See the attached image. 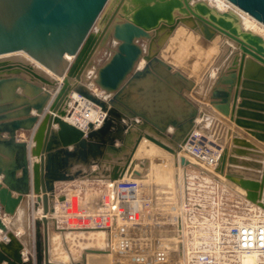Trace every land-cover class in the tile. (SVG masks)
Instances as JSON below:
<instances>
[{"label": "water", "instance_id": "95a60500", "mask_svg": "<svg viewBox=\"0 0 264 264\" xmlns=\"http://www.w3.org/2000/svg\"><path fill=\"white\" fill-rule=\"evenodd\" d=\"M225 1L264 26V0ZM179 23L207 41L219 36L224 47L199 99L264 142V38L243 29L233 8L219 11L203 0H0V55L21 51L28 57L0 58V84L23 86L20 76H27L55 88L57 81L38 72L31 60L62 78L44 110L42 101L26 105L24 116L6 120L8 115L0 114V132L7 134L0 143L17 154L14 163L0 161V208L6 216L15 213L29 191V173L32 208L41 206L40 217L31 222L33 261L29 253L23 258L21 244L8 234L0 241V264H85L86 253L106 252V228L57 227L50 216L54 184L112 181L130 172L140 177L148 160L131 157L142 137L175 155L195 117L208 114L186 96L193 81L158 56ZM226 41L232 44L223 46ZM225 55L227 65L221 67ZM72 92L105 112L99 126L89 123L83 131L64 119ZM35 123L28 161L26 142L16 141L15 133ZM135 163L141 172L133 169ZM179 164L189 162L181 156ZM17 170L18 182L13 181ZM213 171L264 211V152L258 147L232 132Z\"/></svg>", "mask_w": 264, "mask_h": 264}, {"label": "built area", "instance_id": "2783aa9c", "mask_svg": "<svg viewBox=\"0 0 264 264\" xmlns=\"http://www.w3.org/2000/svg\"><path fill=\"white\" fill-rule=\"evenodd\" d=\"M70 101L66 115L75 114L71 124L83 131L89 123L93 127L101 124L105 112L96 104L77 94ZM90 112L95 113L93 120L87 117ZM187 135L178 146L182 155L168 152V163L174 169L173 180L179 178L181 169L176 168L181 156L185 155L187 166L213 172L222 150L217 136L212 138L201 130ZM136 170L141 172L140 167ZM149 178L147 173L142 177L125 173L119 179L104 181L99 185L102 188L91 197L65 192L64 199H57L53 205L56 224L66 228H106L107 250L115 258V264H224L222 254L238 259L243 253L257 255L259 264H264V213L259 208L253 205L246 208L252 211L247 213L248 217L233 220L227 226L214 224L211 243L204 246L194 242V237L192 241L185 239L183 218L178 213L170 216L161 210L174 213L182 207L169 201L168 190L163 191L165 203L159 202L157 194L160 193L151 184L143 183ZM4 218L0 208V221ZM6 239L0 233V241ZM29 255L33 261L32 249Z\"/></svg>", "mask_w": 264, "mask_h": 264}, {"label": "rangeland", "instance_id": "374dc122", "mask_svg": "<svg viewBox=\"0 0 264 264\" xmlns=\"http://www.w3.org/2000/svg\"><path fill=\"white\" fill-rule=\"evenodd\" d=\"M184 32L181 34H175L174 37H170L167 39L169 40V44L164 47L165 58L168 59L169 62L174 63L177 66H180L181 69L185 72V74L195 78H204V73L208 72L210 69L215 71V65L218 59L219 54L214 59L207 57L205 61L202 59V56L199 54L200 46L203 41L205 40L202 38H195L192 33L193 30L188 28L187 26L183 27ZM187 31V32H186ZM191 32V35H190ZM189 33V34H187ZM185 34V35H183ZM193 36V37H192ZM180 39H179V38ZM188 37V38H187ZM197 39V40H196ZM173 40V42H172ZM188 40V41H187ZM176 42V43H175ZM178 42V44H177ZM187 42V44H185ZM195 43V44H194ZM185 44V45H184ZM181 46V47H180ZM185 47V48H184ZM220 49V47H219ZM179 58V59H178ZM210 72V71H209ZM203 78L200 82H202ZM94 91H99L95 87H91ZM8 92V89H7ZM19 93V92H18ZM22 93V92H21ZM23 97H27L26 94H23ZM22 101L20 104H23ZM205 106L208 103L204 102ZM26 103L22 106H19L20 112L18 115H22L24 111V107ZM201 119V117H199ZM207 124V125H206ZM206 128L208 132L214 133V125L212 121H206ZM211 126H209V125ZM210 127V128H209ZM217 131V130H216ZM221 132V131H219ZM218 133V132H217ZM30 131H26L25 137L29 139ZM182 155L181 152L177 151L175 154ZM169 153L165 149L159 147L155 143L149 141L148 139L142 137L138 142L135 151L131 157V160L136 161H144L148 160V169H145L144 173L150 176L145 184H151L152 188H155L159 195L157 194L158 201L165 203L163 191L168 190L171 194H166L167 196H171L169 201L177 206L178 204L181 205V210L179 212L175 211H165L167 215H177L183 218V223L185 226V239L191 240L194 237V242L203 243V245H209L212 240V233H213V225L219 224L221 227L227 226L228 223H231L233 220L238 218H245L244 216L248 217L247 213H252V211H248L246 208L242 206L234 207V203L231 201L233 197L229 194L222 193L221 194V180L217 178V173H211L202 167L199 168L197 166H186L185 168L179 164V167L176 165V169H181L179 172V178L173 180V173L174 169L172 164L168 163L169 160ZM185 157V155H183ZM166 163V164H165ZM181 167V168H180ZM141 168V167H140ZM133 169H139V165L135 163ZM142 170V169H141ZM143 173V174H144ZM176 174V171H175ZM216 174V175H215ZM142 177V174L140 175ZM97 179V178H96ZM104 181H110L106 179H101ZM78 181V180H77ZM74 182V183H77ZM100 182H96L94 180L85 178L81 179L80 184L76 185L75 187L69 186V190L67 189L66 192H73L76 195L82 197L83 195L91 197V195L96 194L99 188ZM222 201V204H221ZM255 207V205H253ZM257 208V207H256ZM160 211V210H159ZM259 211L264 213L262 209L259 208ZM54 215V214H53ZM5 218H7L5 216ZM57 225V224H56ZM22 226V225H21ZM20 226V227H21ZM19 227V229H20ZM31 224L28 222L26 224V232L25 234L31 235ZM59 228H66L64 225L59 224L57 225ZM11 228V227H10ZM17 228H14V231L10 230L8 226L5 227V231L1 232V234H6L8 232L11 233V238L20 239V235L16 234ZM18 231V230H17ZM21 231V229L19 230ZM86 241V238L82 239ZM19 241V240H18ZM192 241V240H191ZM31 242V241H30ZM29 242V243H30ZM22 245L21 242H19ZM108 240H107V233L105 237V248L108 249ZM58 253L56 257L64 258L62 255ZM112 254L109 256H105L102 258L91 257L93 259L91 263L95 264H115V258ZM223 255V254H222ZM221 255V256H222ZM93 256V255H90ZM89 256V257H90ZM231 257V258H229ZM222 258L224 259V264H237L238 259L234 255H223ZM231 261V262H230ZM234 261V262H233ZM233 262V263H232Z\"/></svg>", "mask_w": 264, "mask_h": 264}, {"label": "bare ground", "instance_id": "6f19581e", "mask_svg": "<svg viewBox=\"0 0 264 264\" xmlns=\"http://www.w3.org/2000/svg\"><path fill=\"white\" fill-rule=\"evenodd\" d=\"M203 1H205V2H207V4H209L210 6H213V7H215V8H217L219 11H223V10H226V9H228V8H233L235 11H237V13H238V15H239V19H240V24H241V27L243 28V29H246V30H250V31H252V32H255V33H257V34H259V35H261L263 38H264V26L262 25V24H260V23H258L257 21H255L253 18H251V17H249L246 13H244V12H241V11H239V10H237L236 8H234L231 4H229L228 2H226L225 0H203ZM183 27H185V25H183V24H181V23H179L176 27H175V29H174V31L171 33V35H170V37H174V35L175 34H181V33H183L184 31V28ZM187 32V31H186ZM194 33H192V35L195 37V38H202L201 37V35H199L197 32H195V31H193ZM185 33V32H184ZM187 34H189V33H187ZM182 35V34H181ZM183 35H185V34H183ZM190 35H191V32H190ZM192 36V37H193ZM179 38V37H178ZM188 38V37H187ZM180 39V38H179ZM197 40V39H196ZM188 41V40H187ZM169 42V40L167 41V43ZM172 42H173V40H172ZM165 44V46L166 45H168V44ZM176 43V42H175ZM221 43V39H220V37L219 36H216L213 40H211V41H203L202 43H201V46H200V52H199V54L202 56V59L204 60V62L205 61H208V60H206V58L207 57H210L211 59H214L216 56H217V54L221 51V50H223L224 51V47L221 49H219V45H221L220 44ZM177 44H178V42H177ZM185 44H187V42L185 43ZM184 44V45H185ZM195 44V43H194ZM232 44V42H230V41H226V42H224L223 43V46L224 45H231ZM164 46V47H165ZM164 47L162 48V50L159 52L160 54H159V57L163 60V61H165L167 64H169L170 66H171V68H173V69H176V70H178L180 73H182L185 77H187L188 79H190V80H192L193 81V84H195L194 85V87H193V89L188 93V94H186V96L189 98V99H191L194 103H196L199 107H202L203 109H205L207 112H208V114H202V115H198V116H196L195 117V120H194V125H193V127L191 128V130L189 131V132H191V131H196V130H201V132L202 133H206V134H208L210 137H212V138H216V136L218 137V139H217V141L219 142V144L221 145V148L223 149V147H224V144H225V139L224 140H222L221 141V135H222V132L223 131H225V127H226V124H233L232 123V121H230L228 118L226 119V117H224L223 115H221L220 113H218L213 107H211L209 104L207 105V106H205V104H204V101H202V100H200L199 98L201 97V95L203 94V93H205L206 91H207V85L208 84H210V82L212 81V79L214 78V76H215V71H212L211 69L208 71V72H205L204 73V78H203V80H202V82H200L201 81V79L202 78H197V77H195V78H193V77H191L192 75L191 74H189V75H187V74H185V72L183 71V69H181V67L180 66H177V65H175L174 63H171V62H169L168 61V59L167 58H165V52H164ZM181 47V46H180ZM185 48V47H184ZM226 51V50H225ZM0 58H8V59H10V58H16V59H20V60H25V59H28V57H27V55L25 54V53H23V52H21V51H19V52H13V53H7V54H3V55H0ZM179 59V58H178ZM225 59H226V55L224 56V58L221 60V64L219 63V65H221V67L225 64V65H227L226 64V62H225ZM142 63H143V61L141 60L140 62H139V64H138V66L140 67L141 65H142ZM31 64L34 66V68L38 71V72H40V73H42L44 76H46V77H49V78H53V79H55L56 81H57V85L55 86V88H50V87H48V86H46V85H41L40 84V82L39 81H37V80H30L27 76H20L21 78H23L24 79V85L23 86H21L22 87V90H21V92L22 93H25V94H27V95H34V94H38V95H40V94H42V101H44V97L47 95V93L49 92L50 93V95H49V98L48 99H46L47 100V102L53 97V94L55 93V91L58 89V87H59V85L61 84V81H62V78L61 77H59V76H57V75H55L54 73H52L51 71H49L48 69H46L45 67H43V66H41V65H39L38 63H36L35 61H33V60H31ZM191 75V76H190ZM205 80V81H204ZM204 83V85H202ZM6 87V84L5 83H2V84H0V90H2V89H4L3 90V92L5 91V88ZM29 89L31 90V92L32 93H30V91H29ZM96 89V88H95ZM93 92H94V90H92ZM20 92V93H21ZM39 92H41V93H39ZM6 93H13V91H6ZM94 93H96V94H98V95H102V94H100L101 92H99V91H95ZM75 95H76V93H74V92H72L71 94H70V98H69V100L67 101V107L69 106V103L71 102L70 101V99H71V96H73V97H75ZM41 96V95H40ZM48 103H46V105H47ZM45 105V104H44ZM46 106H43V110H44V108H45ZM42 110V111H43ZM31 112V111H30ZM34 113H30V114H35L36 113V110H34L33 111ZM95 113L94 112H90L89 113V115L87 116L88 117V119L89 120H93V117L95 116L94 115ZM21 116H24V115H21ZM74 117H75V114H72V115H65L64 116V119H66V121H68L69 123H71V122H74L75 120H74ZM199 117H201V119L199 118ZM207 120H209V121H212L213 122V124H215L214 125V129H213V131H214V133L212 132V130H211V132H208L207 130H205V129H207L205 126L207 125L206 124V121ZM206 124V125H205ZM36 125V123L32 126V130H33V128H34V126ZM209 125V124H208ZM209 126H211V125H209ZM95 127H97V126H95ZM210 128V127H209ZM227 129H226V135L227 136H229L230 137V135H231V133L232 132H235V131H232V128H231V126L229 125V126H227L226 127ZM222 129V130H221ZM217 130V131H216ZM219 131H221V132H219ZM188 132V133H189ZM218 132V133H217ZM212 135V136H211ZM188 136V135H187ZM213 141L215 140V139H212ZM216 141V140H215ZM182 143V142H181ZM178 146H179V144H178ZM178 151V150H177ZM176 151V152H177ZM211 173H214V171L213 172H211ZM216 175V174H215ZM217 178L219 179V180H221V181H223V182H227V183H229V185H231L232 187H235L236 189H237V191H239L240 193H244V191L241 189V188H239L238 186H236V185H234V184H232V183H230V182H228L226 179H224V177L222 176V175H219V174H217ZM81 179V178H80ZM85 179V178H84ZM96 179V178H95ZM99 179V178H98ZM101 179H103V178H101ZM225 180V181H224ZM25 197V196H24ZM24 200H25V198H23V201H22V204H23V202H24ZM22 204L19 206V208H17V210L15 211V213L12 215V216H6L7 218H6V221H2V223H0V232L2 231V230H4L5 229V225L7 224L9 227H11V228H17V230H16V232L18 233V232H20L19 230L22 228V226H23V233L21 232V234H20V237L22 238V239H24L25 240V242L27 241V239H25L26 237H28V235L27 234H25V232H26V224L28 225V221H27V219H26V212H23V209H22ZM55 205V204H54ZM255 207H257V206H255ZM257 208H259V207H257ZM37 211V210H36ZM35 212V211H34ZM38 214H39V210H38ZM19 216V218H20V223L18 222V219H16V217H18ZM36 216V215H35ZM50 216H52V217H54V215H53V213L52 214H50ZM5 219V218H4ZM4 223V224H3ZM20 224V225H19ZM21 224H22V226H21ZM21 226V227H20ZM19 227H20V229H19ZM31 228V227H30ZM8 234H11L10 232H8V233H6V235L5 234H2V236H4L5 238H7L6 240H8L9 239V236H8ZM24 235H26V237H24ZM5 241V240H4ZM10 250V249H9ZM22 253H23V251H22ZM109 252H108V250L106 249V252H104V253H86L85 254V264H93V263H91L92 261H94L93 259L91 260V257L92 258H95L96 260H97V257H99V258H102V257H105L106 255L107 256H109ZM90 255H93V256H90ZM25 256H26V254H24L23 253V258H25ZM90 256V257H89ZM112 256V255H111ZM223 256V255H222ZM229 258H231V257H229ZM231 262V261H230ZM234 262V261H233ZM232 262V263H233ZM115 263V262H114ZM95 264V263H94ZM235 264V263H234ZM237 264H259V258L257 257V255H254V254H247V253H243V254H240L239 256H238V262H237Z\"/></svg>", "mask_w": 264, "mask_h": 264}, {"label": "crops", "instance_id": "0c3cea01", "mask_svg": "<svg viewBox=\"0 0 264 264\" xmlns=\"http://www.w3.org/2000/svg\"><path fill=\"white\" fill-rule=\"evenodd\" d=\"M168 39H169V37H168ZM165 44H166V42L161 47L160 51L165 46ZM159 54H158V56H159ZM5 88L6 89L4 92H3L4 89L0 90V114H7L8 118H6V120L11 119L14 116H18L17 113L20 112L19 106H22L24 103H26V105H32V104H36L38 102H42V98H41L42 94H40L41 96L38 94H34L31 96L26 94L27 97H23V94H25V93H20L22 90V87L18 81H13L11 83H7ZM7 89L9 92L13 91V93H10V94L6 93ZM29 91H30V93H32L30 89H29ZM39 93H41V92H39ZM22 101H24L23 104H20ZM43 102H44L43 104H45L44 106H46V103H48L49 101L47 102V100L45 98V100ZM30 111L31 112H29V113H34L33 112L34 109H31ZM19 116H21V114ZM229 125L231 126L232 131H235L238 136H240V137L244 138L245 140L251 142L253 145L258 147L259 150L264 152V142L257 140L253 135L248 133L245 128L239 127V126L235 125L234 123L232 125L226 124V127ZM25 126L26 127H24L23 129L16 131L15 138H16V141L26 142V154H27L29 146L31 145V141L29 139H26L25 133H26V131H30V133H31L32 126L30 124H26ZM226 127H225V131H223L222 135H221V141L225 139V142L229 139V136L226 135V129H227ZM168 129L172 130L171 127H169ZM6 136H7V134L5 132H0V139H4V138H6ZM16 155H17L16 154V148L13 147V150L9 151L8 148L5 147V145H2L0 143V161H3L4 163H14L17 160ZM27 159H28V161H30V159H31L30 157H28V154H27ZM94 167L95 166H93L92 169H94ZM148 168H146V169H148ZM19 175H20V171L19 170L15 171V176H14L13 181L18 182ZM92 180H94L96 182H100V184H102L104 182V180H100L98 178L97 179L93 178ZM76 181H77V183H74ZM80 182H81L80 178H77V179H74L71 181L56 182L54 184V197L52 198V204L53 205L55 204V201L57 200V197L59 195L64 194L67 189L69 190V188H68L69 186L75 187L77 184L79 185ZM100 184H98V185H100ZM29 186H30L29 191L24 194L25 200L22 204V209H23V212H26V219L31 224L32 219L40 217L41 206H40V204H38L37 208H34V209L32 208V203L34 202L35 194L31 191V175H30V173H29ZM15 193L16 192H13V194H15ZM222 193L229 194L233 197V199H231V201L234 203L233 206L237 205V206H242L244 208H249L250 206L254 205V204L249 203L247 200H245L242 193L237 191V189L235 187H232L227 182L221 181V194ZM38 210H39V214H38ZM16 219H18V222L20 223L19 216L16 217ZM4 221H6V218L4 219ZM5 226H8V225L6 224ZM8 228L10 230L14 231L13 228H10L9 226H8ZM4 231H5V229L2 230L1 232H4ZM21 232L23 233V226L21 228V231L18 233L16 232V234L20 235ZM24 237H26V235H24ZM29 238H30V235L28 234V237L25 238V239H27L26 242L22 238L18 239L19 242H21L23 245L21 251H23L24 254L29 253L32 249V246L29 243L30 242Z\"/></svg>", "mask_w": 264, "mask_h": 264}]
</instances>
